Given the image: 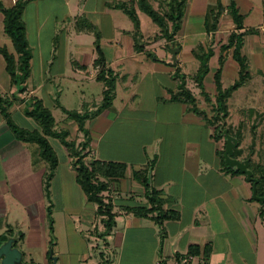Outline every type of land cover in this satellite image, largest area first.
<instances>
[{"label":"crops","instance_id":"0c3cea01","mask_svg":"<svg viewBox=\"0 0 264 264\" xmlns=\"http://www.w3.org/2000/svg\"><path fill=\"white\" fill-rule=\"evenodd\" d=\"M6 1L8 2L2 0L7 7L15 2ZM31 1L35 2L30 0L27 5ZM86 1L58 0L67 8V15L72 17L74 23L72 31H62L63 72L53 76L47 71L49 60L42 58V31L38 27L32 36V42L28 40L31 50L33 47L36 49L41 71L35 75L30 73L24 83L27 89L23 92H19L18 86L11 85L8 77L6 84L4 83L7 91L0 92L1 95L11 97L16 93L17 100L10 109L12 118L15 112L29 122L31 117L25 115L22 106L31 96L41 98L47 106L41 96L42 89L52 80L63 78L77 84L96 81L103 85L100 102H86L81 109L75 110L86 111L90 115L85 122V127L89 130L85 160L97 158L120 161L127 165L125 176L112 180L109 191L105 193L114 205L115 225L109 234L101 236L103 223L96 214V205L87 200L77 183L76 172L71 169L70 178L75 186L71 185L75 190L71 200L78 201V205L72 207V217L68 220L73 224V229H79L83 234L77 245L78 249L83 250V256L76 258L75 262L67 259L59 264H156L160 256L170 257L174 249L176 255L184 254L192 245L200 248L205 245L211 247L208 257L199 253L206 264H264V220L260 215L263 205L252 196V182L246 179L244 173L234 172V168L225 162L224 155L221 156L225 149V135H218L215 125L191 110L189 105L172 99V94L180 88L184 78L185 86L195 96L197 106L204 110L207 117L212 115L213 109L209 114L201 99L203 96L206 100L202 88L193 79L199 63L197 69L190 72L193 62H199L193 49L202 44L206 50L211 48L214 51L209 60L210 70L203 80L204 90L212 104L215 85L213 81L210 89L207 80L210 75L213 80V74L218 67L220 45L227 42L229 33L235 28L232 18L226 11L223 12L218 28L207 33L205 15L208 7L215 5L217 0H189L180 29L172 40H167L159 36L160 31L151 35H144L140 31V35L136 36L131 27L125 28L126 22L122 26L117 24L116 11L125 13L113 6V1L116 3L117 0H101L99 11L95 12V21H88L90 28L80 26L77 16L84 13L82 5ZM227 1L221 0L223 5ZM236 2L246 18L241 7L245 3L250 5L251 2L243 0L242 5L237 0ZM262 7L264 10V3ZM195 11L204 15L199 28L205 38L198 42L186 40V29ZM3 21L4 15L0 10V37L5 32ZM104 26H108V29L104 30ZM226 28H230V31ZM247 28L250 27L244 24L241 31ZM225 33L226 40H221L219 35L224 36ZM259 34L260 32L249 35ZM137 39L140 40V46L143 45L142 49L137 48ZM248 43L244 36L242 53L247 57L251 74L246 82L253 78L251 65L254 68L264 67L263 47ZM97 44L105 59L103 69L108 71L107 75L111 73L115 78L112 102L101 109L105 83L97 79L101 69L94 63L98 56ZM216 45H219L218 50ZM172 48H178L175 64L170 63ZM223 55L225 58L221 81L223 87H227L224 80L231 79L234 83L239 77V66L232 57L231 48L225 50ZM0 75L4 82L1 62ZM27 90L29 95L25 98ZM57 107L60 106L57 104ZM248 110L255 111L252 107ZM51 111L53 113V109ZM63 113L67 118L64 122L55 118V127L67 129L70 134V129L78 127L66 112ZM37 127L39 126L36 123L28 128ZM237 128L231 130H241V153L234 157H249L254 166H257L260 162L253 158L256 150L253 143L250 145L249 154L245 156L242 144L245 133ZM79 133L80 143L85 140V136L83 132ZM67 156L70 160L69 167L73 168L72 161L75 157L69 156L68 152ZM249 167L253 171L251 163ZM57 169L59 162L54 173L50 175L49 163L40 157L37 143L17 139L0 112V239L5 236L4 241L8 236L17 234L14 245L21 249L25 264H52L50 254L54 256V252L48 248V244L53 239L49 235L52 232L48 229V213L52 212L51 185L52 180L58 178ZM140 170L147 172L150 187L158 192L161 209L177 210V219L158 222L155 219L156 211L147 216L126 211V207L150 206L145 186L134 177V173ZM65 194L64 198H67L66 191ZM67 201H63L64 205ZM81 208L93 214L92 221L81 217ZM96 230L97 233H94ZM87 236L96 239V243H89Z\"/></svg>","mask_w":264,"mask_h":264},{"label":"trees","instance_id":"16d2710c","mask_svg":"<svg viewBox=\"0 0 264 264\" xmlns=\"http://www.w3.org/2000/svg\"><path fill=\"white\" fill-rule=\"evenodd\" d=\"M30 0H15L11 6H5L0 0V10L4 15V31L11 39L14 52H10L6 46H0V54L3 56L5 62V70L9 75L11 85L18 86L19 92H23L26 89L27 78L31 73V59L32 50L27 38V27L23 20V13L27 3ZM132 1V3H131ZM126 2H116L113 4L115 8L123 10L134 23L136 36L140 35V21L137 14V9L147 14L153 23L159 27V36L172 40L174 35L181 27V20L184 16L185 8L189 0H168L167 8L164 11H160L154 7L150 0H131ZM131 3V4H130ZM130 4V5H129ZM232 18L235 28L228 35L227 42L220 45V55L218 57V67L213 74V81L215 85V95L212 102L213 113L210 117L204 114V110L197 106L196 98L189 88L185 86V80L180 88L172 94V99L181 101L189 105V108L199 115L204 116L211 124L215 125V129L218 135H223V130L227 129L228 133L236 136L239 140L238 146L234 149V156L241 153L239 148L242 140L241 130L234 132L232 127L227 124V118L229 116L228 100L235 90L240 88L246 83L251 76L248 70L247 57L242 53V46L244 45V36L246 34L259 33V28L250 27L241 31L244 28L245 14L241 13L236 0H229L226 5H223L221 0H217L215 5L208 7L205 15V29L209 33L218 28V22L220 16L225 12ZM136 46L139 49L140 40L137 39ZM97 58L94 63L100 66V71L97 75V79L104 81L105 89L103 90V100L100 105V109L111 104L113 99V91L115 88V78L111 76V73L107 75V70H104V55L102 49L97 44ZM232 49V57L239 66L238 79L227 87H223L221 76L224 64L223 52L227 49ZM194 56L199 60V67L193 76V79L202 88V92L205 95L207 101H211L209 95L204 90L203 80L208 74L209 60L213 56L214 51L209 48L205 49L204 45L198 44L193 49ZM16 93L13 97L0 94V112L6 120L7 126L13 132L15 137L24 142H35L39 147L40 157L49 163V174L52 175L58 166V157L50 144L49 137L57 138L60 143L65 147L68 155L75 157L72 161V167L76 172L77 183L81 186L85 193L87 200L96 205V214L100 217L103 223V231L101 236H106L110 233L115 225L116 213L113 208L114 205L111 199L105 194L110 189V183L116 178H122L127 171V165L120 161H104L101 159L85 160V155L88 148V135L89 130L85 127V122L89 118V113L86 111H78L75 109L68 110L63 107L59 101L57 104L61 109L66 112L69 118H71L77 124L78 131L83 132L85 140L78 145L74 139H68L69 130L57 129L56 119L51 109L44 105L43 100L36 96H31L27 99L28 103L24 107L25 115L33 118L39 127L30 129L18 125L12 118L10 109L16 102ZM237 129H241L240 125ZM224 155L222 151L221 156ZM253 167V176H257V194L264 195V165L258 163L254 166V163L250 161ZM234 172L241 173L240 170L232 169ZM134 177L141 182L146 190L147 197L150 206L142 205L136 207H126V211L133 212L138 216H147L149 213L157 212L155 219L158 222L167 219H177L178 211L172 208L162 210L160 207V199L158 192L152 189L149 184V176L145 171H137L134 173ZM261 209L260 215L264 220V203ZM49 229L53 232V217L51 212L48 213ZM10 229V227H9ZM22 236V235H20ZM5 236L0 239L3 241ZM53 243V240L51 241ZM211 247L205 245L200 248L197 245L190 246L188 252L192 254L202 253L204 257H208Z\"/></svg>","mask_w":264,"mask_h":264},{"label":"rangeland","instance_id":"374dc122","mask_svg":"<svg viewBox=\"0 0 264 264\" xmlns=\"http://www.w3.org/2000/svg\"><path fill=\"white\" fill-rule=\"evenodd\" d=\"M150 1L153 3L154 7L160 11H164L167 8L168 0ZM237 1L238 4L242 5L243 0ZM249 1L251 2L250 5L245 3V6L241 7L242 10L244 9L246 13L244 24L247 27H259L260 34L258 36L246 34L245 41L249 42L248 45L252 44V46L256 47L261 46L264 49V10L262 7L264 0ZM5 2L7 3L8 1L5 0ZM101 2V0H87L86 3L82 5V10L84 11V13H79V15L77 16V20L79 21L78 24H80V26L90 28L88 21L90 23L95 21L97 17V14H95V12L99 11L98 9L100 8L99 6ZM117 2L119 1L117 0ZM113 3H115V1H113ZM136 9L140 21V31H143L144 35H151L159 31V27L152 22L151 18L147 14H145L138 8ZM116 15L119 18V20L117 18V24H120V26H122L123 22H126L125 28L131 27L133 34L137 35L135 34L136 32L134 23L125 13H123L122 11H116ZM203 18L204 15L200 12L195 11L194 13H192V20L189 23L188 28L186 29V40H197L198 42L199 40L205 38V36L200 33L199 28L203 23ZM23 20L26 23L28 30L27 36L31 42L32 36L33 34H35L37 28L39 27V31H42V36L40 38V41H42L41 50L42 58H46L49 60V63L47 65V71L51 72L53 76L55 73L61 74L63 72V51L61 50L62 31H72L74 24L72 17L70 15H67V8L64 5L62 6L58 2V0H35V2L31 1L25 8ZM103 28L104 30H107L108 26H104ZM100 29H102V27H100ZM229 29L230 28H226V30L230 31ZM190 34H192V36H190ZM226 36V33L224 34V36L219 35V37H222L221 40H226ZM254 36L256 37L255 39L253 38ZM0 45L6 46L10 52L15 53L12 41L6 35L5 32L4 36L0 37ZM215 48L216 50H218L219 45H216ZM245 49H247V47H245ZM32 50L33 58L31 60V73L35 75L38 74L41 70H39L40 64L38 62L39 60L38 54L36 53V49H34L33 47ZM0 62L2 63V72L5 77L4 82L1 81L2 78L0 77V82H2L0 83V92L4 93L5 91H7L5 88V81L7 82L9 75L3 68L4 59L1 54ZM198 63L199 62L197 60L193 62V64L191 65L190 72H194L197 69ZM250 70L253 75L252 80L246 82L244 86L240 87L237 91L233 92V95L228 100L230 116H228L227 118V124L230 125L232 129H236L240 125L241 129L245 133L242 143L243 147L245 148L244 155L246 156L247 154H249L250 145L251 143H253V147L256 149L255 153L253 151V155H255L253 158L255 159V161H259L260 164L264 165V67L254 68V66L251 65ZM232 82L233 81H231V79L226 78L224 80V83L227 86ZM212 84L213 80L212 76L210 75L209 80H207V85L210 89L212 88ZM102 88L103 85L96 81L77 84L71 83L67 80H64L63 78H59V80H52L50 84H47V86L42 89L41 96L44 98L46 105L53 109V114L55 118L59 122H64L67 116L64 115L60 107H57L58 101L62 106H65L67 109H81L82 105L86 102H91L94 100L96 102H100V98L102 97ZM25 93L26 98L27 95H29V91L27 90V92ZM201 99L204 101L203 104L206 107V111L211 114L213 105L209 101L204 100L203 96L201 97ZM27 103L28 101L26 102V104ZM26 104L23 105L22 108H24ZM249 107L255 109V113L251 110H248ZM13 118L18 124L22 126L32 127L36 125L33 118H30L28 122L25 120L24 117H20V115L15 112ZM78 132L79 131H77V129H70L68 139H74L76 143H79L80 138L78 135H80V133L78 134ZM49 141L58 157L59 169H57L58 172L56 173L58 178L53 179L51 185V216L54 220V232L49 234L53 239V243L48 244V248L53 250L54 256L57 257L58 264L60 262H64L67 259L75 262L76 258L79 259L83 256V254L81 253L83 250L77 248L78 243H80L81 238H83V234L80 233L79 229H73V224L70 222V220H68L71 216L70 211L73 210L72 207L78 205V201L71 200V197L72 195H74L73 193L75 191L71 187V185H73V187L75 186L70 178L72 175L71 169L73 168L69 167L70 160L67 156L65 147L53 137L49 138ZM73 171L75 170L73 169ZM75 185H77V183ZM65 191L68 193L67 198H64L66 195ZM65 199L66 201L68 200V206L67 203L65 205L63 203V201L66 202ZM80 215L83 219H86L89 222L93 219V214L89 210H83L81 208ZM97 231L98 230L93 232L97 233ZM84 233L86 234V231ZM87 237L89 238V243H96L94 241L96 239H94L92 236ZM100 246L103 247L102 245ZM90 252H92V248H90ZM95 252L97 253L96 248ZM105 257L106 259H108L106 255ZM103 264H106V262H103Z\"/></svg>","mask_w":264,"mask_h":264},{"label":"water","instance_id":"95a60500","mask_svg":"<svg viewBox=\"0 0 264 264\" xmlns=\"http://www.w3.org/2000/svg\"><path fill=\"white\" fill-rule=\"evenodd\" d=\"M178 48L171 49V61L170 63H176V53ZM225 135V149H224V159L227 165L236 170H240L245 174L246 179L252 182V196L254 199L264 203V195L257 194V183L258 178L253 176V171L249 167L250 158L238 159L234 157V149L238 144V139L236 136L228 133L227 129L223 130ZM17 240V234L8 236L4 241L0 242V264H25L23 260V253L20 248L14 245ZM52 258V264L57 263V257L50 254Z\"/></svg>","mask_w":264,"mask_h":264},{"label":"built area","instance_id":"2783aa9c","mask_svg":"<svg viewBox=\"0 0 264 264\" xmlns=\"http://www.w3.org/2000/svg\"><path fill=\"white\" fill-rule=\"evenodd\" d=\"M156 264H206V261L200 254L186 252L176 255V250L174 249L170 257L160 256Z\"/></svg>","mask_w":264,"mask_h":264}]
</instances>
